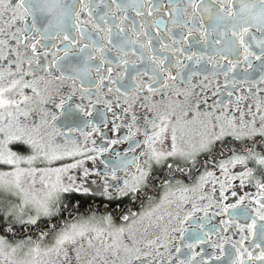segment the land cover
I'll use <instances>...</instances> for the list:
<instances>
[{
    "label": "snow or ice",
    "instance_id": "snow-or-ice-1",
    "mask_svg": "<svg viewBox=\"0 0 264 264\" xmlns=\"http://www.w3.org/2000/svg\"><path fill=\"white\" fill-rule=\"evenodd\" d=\"M113 4L116 11L126 7L116 0ZM217 5L216 12L211 6H201L217 22L213 31L219 32L220 39L215 43H223L227 52L222 58L241 55L242 49L245 61L254 57L264 62V0H217ZM100 19L103 27L92 20L86 0H0V165L10 168L0 172V192L4 193L0 199V264H200L197 257L202 253L194 249L208 242L201 221L210 219L213 207L219 209L213 215L229 216L221 221L226 225L224 231L235 219L240 235L233 243L235 255L227 264H264V226L256 231V218L264 221V88L258 85L248 89L255 100L246 111L237 106L234 111L217 112L205 110L207 100L201 103L194 89L178 87L171 72L166 78L153 73L147 84L132 76L129 87L137 94L144 90L155 94L157 85L170 91L161 96L165 103L151 105L153 116L142 117V136L133 111L128 134L109 142L126 143L127 150L116 153V163L105 174L101 195L108 207L97 216L98 210L86 206L82 196L89 188L73 173L83 169L88 176L85 158L96 159L88 153L103 154L109 149L82 148L59 127L60 118L74 114L71 102L77 93L80 103L74 104L75 111L92 115L83 103L87 99L92 104V89L99 97L106 79L109 85L116 83L112 68L107 69V77L102 71L103 65L111 63L107 54L112 51L119 64L126 66L129 61L122 57L128 55L130 46L135 55L139 44L141 59L146 49L160 73L166 72L163 60L151 54L150 40L140 44L119 27L120 39L114 42L108 20ZM116 19L122 25L127 17ZM132 35L138 36L134 28ZM44 40L58 42L52 45L57 51L51 53V59L48 51L38 50ZM253 44L259 54L252 51ZM61 45L62 56L58 54ZM69 56L79 57L81 63L66 65ZM228 63L235 67L232 60ZM93 73L96 79H91ZM53 80L61 86L65 81L71 83L62 92L52 87ZM260 83L264 84V78ZM115 90L120 92V88ZM124 96L127 107L122 110L128 113L139 96L127 89ZM116 99L115 105L104 101L108 111L121 107L119 97ZM87 124L92 126L90 121ZM77 130L69 127V132ZM84 135L87 139L90 134ZM92 143L95 145L94 140ZM13 144L19 151L12 150ZM57 162L59 166L54 167ZM246 186H253L255 192L245 191L235 203H223L229 199V190L237 197ZM200 212L204 216L197 224L204 238L193 234L195 243H184L189 232L185 225ZM239 217L252 222L240 224ZM250 237L252 245L260 249L258 254L245 246ZM213 246L220 249L221 255L216 256L220 260L225 254L223 245Z\"/></svg>",
    "mask_w": 264,
    "mask_h": 264
},
{
    "label": "flooded vegetation",
    "instance_id": "flooded-vegetation-1",
    "mask_svg": "<svg viewBox=\"0 0 264 264\" xmlns=\"http://www.w3.org/2000/svg\"><path fill=\"white\" fill-rule=\"evenodd\" d=\"M66 3H74L76 0H65ZM89 3L92 11V20L100 25L104 26V21L100 17H104L108 20V26L113 30V41L118 42L120 36L118 35L119 27H123L125 35L130 39H139L140 44L147 45L148 41H151V54L162 59L164 62V68L166 72L160 73L153 62L148 58V52L145 49L144 57L141 59L139 44L136 45V54H132V47L128 49V55L122 57L129 61L124 66L119 64V59L116 58V52L112 51L107 54L108 59L111 61L109 64L103 65V75L108 76L107 69L112 68V77L116 79L115 84H108L105 80L104 87L97 97L96 89H92V104H88V100H84V105L87 106V110L92 113L91 116H83L75 111L74 104L80 103V94L73 98V112L74 114L69 117L62 116L60 118L59 127L68 135L71 141L77 142L82 148H104L107 147L109 151L103 154L99 152L88 153V155L95 156V161L85 158L84 168L88 169V179L96 183L97 189L89 188L88 204L93 209L98 210L97 216L103 215V209L108 207L106 198L101 195L103 187L106 182V172L111 170V164L116 163V153L123 154L127 150L126 143H109L111 140H121L128 134V124L132 123L131 115L133 111L137 116V126L141 129V136L144 129V122L142 117H151L153 112L149 111V108L153 103L161 105L166 101H162V94H166L170 91L158 87V91L155 94H149L146 90L139 92L138 94L129 87L133 81L132 76L137 77L139 83H149V77L156 73L166 78L167 72H171L176 76L175 84L180 88L194 89L196 96L199 97L201 103L207 100V104L203 105L205 110L214 109L219 112L222 109L224 111H234L237 106L243 110H247V105L252 104L255 97L249 95L248 89L255 90V86L264 88V84L260 81L264 78V62L256 60L254 57H250L248 61H245L242 55V49H240L241 55H228V59L222 57L227 55L224 51V45L216 44L215 41L220 39L219 32H214L213 28L217 23L214 20L208 18V14L204 12L201 5L211 6L213 12L218 10L217 0H116L117 4L126 5L120 11H116L113 0H86ZM195 4L198 7L193 8ZM239 5L237 3L236 8ZM139 13V15L137 14ZM150 13V14H149ZM127 17L120 24V20L117 17ZM91 29V24L88 25ZM133 28L138 36H133ZM222 30V28H221ZM254 34L259 37L260 33ZM146 33V35H145ZM189 33H191L189 35ZM230 36V33H229ZM186 38V39H185ZM246 40H250V37H246ZM175 41V43H174ZM86 42V41H85ZM52 40L41 41L37 47L38 50L43 53L49 52V59H51V53L57 51L52 45ZM63 46H60L59 55H63ZM252 51L259 54V49L252 45ZM41 61L44 57H40ZM228 60H232L235 64L233 68L229 65ZM3 61H0L2 64ZM66 65L69 63L80 64L81 60L77 56H69L68 60L64 62ZM96 63V62H94ZM119 65V66H118ZM126 69V70H125ZM66 69V74H68ZM147 72L148 75H144ZM179 73V75H177ZM59 75V73H55ZM122 77V79L120 78ZM91 79H96V74L93 73ZM183 81V83H182ZM71 81H65L61 86L59 81L53 80L52 87H59L63 92L70 85ZM171 84L172 82L169 81ZM77 87L79 85L77 84ZM108 87H112L113 91L108 92ZM116 88H120V92H116ZM127 89L133 95H138L139 99L133 103V109L128 113L123 112V107H127L124 104V93ZM67 94L66 92L64 93ZM231 94V95H230ZM117 97L121 107H113V111L107 110V105L104 101L110 100L113 105L117 103ZM147 97V98H145ZM239 97H246L245 99L238 100ZM131 98V97H129ZM99 99V103H97ZM224 106H227L225 108ZM58 111V110H57ZM115 113V115L113 114ZM91 122V127L87 122ZM118 125L119 127H116ZM69 127L78 128L77 131L69 132ZM94 128H99V131H93ZM85 133H88L87 139ZM138 136L137 139H140ZM63 140V137L59 138ZM95 141L93 145L92 141ZM13 150L19 151L15 144L12 146ZM105 164H109V168H105ZM240 166H237L239 170ZM219 175V174H218ZM220 176L219 179H223ZM110 182V176L107 177ZM237 186L239 182H235ZM217 193L216 199H219V183L216 184ZM208 194L211 195V184L207 188ZM255 192L253 186H246L241 189L237 197L231 196V190L226 195L229 199L223 203H235L240 195L244 192ZM179 195V194H177ZM207 203V201H205ZM247 203V201H245ZM138 209H133L137 211ZM218 207H213L209 210V218H205L201 223L203 224V232H208L207 243L203 245H196L195 251L201 252L202 256L197 257V261L203 264V261H208V264H227L228 258L235 255V249L233 243L240 240V235L237 233L235 226V219L231 226H227L228 230L224 231L226 227L221 221H227L228 215H213L218 211ZM204 216L203 212L197 213L196 219L189 222L185 227L189 228V232L186 234V240L184 243H195L193 234L203 237V232L200 230L197 220ZM240 224H251V218L245 220L243 217L238 218ZM147 223V222H146ZM264 226V221H260L256 218V231H260ZM18 237L17 239H20ZM260 241L256 239V243ZM214 244H222L224 255L220 260L216 259V256L221 255L219 248L214 247ZM251 245V246H250ZM245 246L249 247L250 251L254 254H258L260 249H257L252 245V238L245 242ZM183 251L188 253L189 250L184 248ZM256 264H259L257 261Z\"/></svg>",
    "mask_w": 264,
    "mask_h": 264
},
{
    "label": "rangeland",
    "instance_id": "rangeland-1",
    "mask_svg": "<svg viewBox=\"0 0 264 264\" xmlns=\"http://www.w3.org/2000/svg\"><path fill=\"white\" fill-rule=\"evenodd\" d=\"M13 151H16V150H13ZM67 162H72V161H67ZM53 166L54 167L59 166V163L57 162ZM9 170H10V168L8 166L0 165V172L9 171ZM73 175H75L77 177L78 182H82L84 184V187L92 188L94 190L97 189L96 183H94L93 181L88 179L87 176L86 177L84 176L83 169H78V170L74 171ZM3 196H4V193L0 192V199H2ZM17 240H19V239H17Z\"/></svg>",
    "mask_w": 264,
    "mask_h": 264
},
{
    "label": "trees",
    "instance_id": "trees-1",
    "mask_svg": "<svg viewBox=\"0 0 264 264\" xmlns=\"http://www.w3.org/2000/svg\"><path fill=\"white\" fill-rule=\"evenodd\" d=\"M88 197L89 196H82V198L86 201V204H88ZM87 206V205H86Z\"/></svg>",
    "mask_w": 264,
    "mask_h": 264
}]
</instances>
